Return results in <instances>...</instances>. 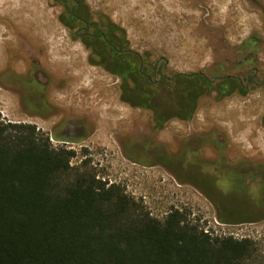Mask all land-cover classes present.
Wrapping results in <instances>:
<instances>
[{
    "label": "flooded vegetation",
    "instance_id": "flooded-vegetation-1",
    "mask_svg": "<svg viewBox=\"0 0 264 264\" xmlns=\"http://www.w3.org/2000/svg\"><path fill=\"white\" fill-rule=\"evenodd\" d=\"M14 1L22 11L15 13L11 1L6 8L13 14L0 16L1 22L8 19L16 26V46L5 44L1 64L7 77L0 80V89L16 95V110L36 135L75 156L74 144L84 146L106 132L123 142L124 158L157 168L162 177L167 174L170 180L163 181L174 190L199 192L203 204L215 208L221 224L264 223V156L257 146L245 150L238 139L243 125L226 113L239 104L264 111L263 22L253 24L244 39L193 40L191 57L154 55L131 42L124 26L99 6L101 1L45 0L86 61L88 52V64L111 81L115 98L110 108L119 113L109 111L103 117L95 105L84 109L73 98L69 102L67 86L73 80L67 78L66 63L57 59L59 53L53 56L46 34L31 24L46 20L41 16L49 20L45 3ZM250 1L259 19L264 18V0ZM3 40L0 44L8 41ZM19 82L32 86L30 91L24 92ZM122 108L128 111L124 119ZM67 115L72 118L64 126ZM42 123L48 125L45 134ZM256 125L264 129V112ZM236 201H244L250 213L236 208Z\"/></svg>",
    "mask_w": 264,
    "mask_h": 264
},
{
    "label": "trees",
    "instance_id": "trees-1",
    "mask_svg": "<svg viewBox=\"0 0 264 264\" xmlns=\"http://www.w3.org/2000/svg\"><path fill=\"white\" fill-rule=\"evenodd\" d=\"M26 124L0 121V264H264L179 210L156 219Z\"/></svg>",
    "mask_w": 264,
    "mask_h": 264
},
{
    "label": "rangeland",
    "instance_id": "rangeland-1",
    "mask_svg": "<svg viewBox=\"0 0 264 264\" xmlns=\"http://www.w3.org/2000/svg\"><path fill=\"white\" fill-rule=\"evenodd\" d=\"M12 1L14 12L22 11L19 2ZM39 1L45 3L51 15L49 20L47 16H41L46 17V20L41 22L34 19L31 24L37 25L39 31L46 34L53 56H57L59 53L61 58L57 56V59L66 63L67 78L73 80L67 86L69 102L70 98H73L74 103L84 109L95 105L103 117H106L109 111L110 113L114 111L119 113L116 108H110V104L114 103L112 101L115 98L110 93V79L103 72L88 64V52L86 51V61V56L82 55L81 50L75 46L79 44L71 42L68 33L60 27L56 11L49 7L45 0ZM99 1L102 2V5L99 6L109 11L112 20L124 26L133 44L147 49L148 53L154 55L172 56L180 53L181 56L191 57V42L193 40L205 42L220 38L244 39L252 33L253 24L264 23V18L259 19V15L253 10L250 0ZM9 23L8 19L0 21V38L2 41L5 38L8 40L0 44L1 81L7 77V72L1 64L5 48H7L5 44L10 47L16 46V35L13 32L16 26ZM43 26L45 29L42 28ZM206 54L208 56L209 52ZM19 83L24 92L30 91L32 86L30 87L24 82ZM11 85L17 87V84L14 83ZM106 90L107 92H105ZM2 101L5 103V108H0V111L4 112L3 114L0 112L1 122L28 125L24 122L26 118L20 117L16 110L15 94L0 89V104ZM127 112L122 108V117L127 116ZM214 112L222 114L225 111L216 110ZM263 112V109L245 107L240 104L232 105L226 110L229 116L233 115L243 125L238 139L245 146V150L251 152L257 146L262 156H264V129L259 128L256 124ZM70 118H72L71 115L65 117L64 126L68 124ZM39 127L43 134L48 130L47 124L42 123ZM225 127L231 130L234 126L227 124ZM99 138L85 143L84 146L81 143L73 145L75 156H73L72 165L74 167H81L87 163L98 178L108 185L121 186L129 197L140 203L156 219L163 220L172 211L179 210L188 217L189 221L204 229L211 236L233 237L237 240L250 239L255 242L260 258L264 262V223L235 227L221 224L216 220L218 213L215 208L204 205L199 192L174 190L167 185L170 184L168 181H163V179L170 180L167 174L163 173L162 177L159 169H149L124 158L121 155L123 142L110 138L106 132H102ZM51 144L57 149L63 147L59 143ZM87 147L92 148V151L85 152ZM101 150L105 152L101 154ZM236 204V208L240 209L242 213H245V210L249 212L244 201H236Z\"/></svg>",
    "mask_w": 264,
    "mask_h": 264
},
{
    "label": "bare ground",
    "instance_id": "bare-ground-1",
    "mask_svg": "<svg viewBox=\"0 0 264 264\" xmlns=\"http://www.w3.org/2000/svg\"><path fill=\"white\" fill-rule=\"evenodd\" d=\"M11 1L12 0H10V2H7V0H0V16L1 17H4V16H6V15H8V14H10V13H12L11 11H9V9L8 8H6V5L7 4H10L11 3ZM13 2V1H12ZM16 13V12H15ZM81 73V72H80ZM80 75V74H79ZM89 83V82H88ZM91 84V83H90ZM82 85V84H81ZM89 86H91V85H89ZM87 87H88V85H87ZM82 88V87H81ZM96 91V90H95ZM98 92V91H97ZM96 92V93H97ZM95 93V92H94ZM96 99V98H95ZM95 101V100H94ZM106 111V110H105ZM107 116V115H106ZM126 115H124V117H125ZM124 117H123V119H124ZM102 121V120H101ZM102 124V123H101Z\"/></svg>",
    "mask_w": 264,
    "mask_h": 264
}]
</instances>
